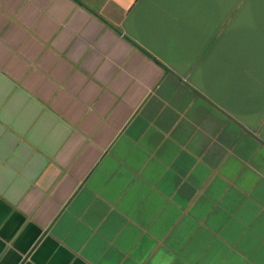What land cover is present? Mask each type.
Segmentation results:
<instances>
[{"label":"crops","instance_id":"1","mask_svg":"<svg viewBox=\"0 0 264 264\" xmlns=\"http://www.w3.org/2000/svg\"><path fill=\"white\" fill-rule=\"evenodd\" d=\"M0 264H264V0H0Z\"/></svg>","mask_w":264,"mask_h":264}]
</instances>
